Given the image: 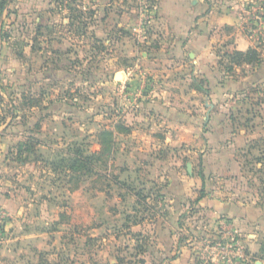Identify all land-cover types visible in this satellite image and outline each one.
I'll return each instance as SVG.
<instances>
[{
	"label": "rangeland",
	"instance_id": "374dc122",
	"mask_svg": "<svg viewBox=\"0 0 264 264\" xmlns=\"http://www.w3.org/2000/svg\"><path fill=\"white\" fill-rule=\"evenodd\" d=\"M203 2L211 13L195 26L210 35L178 55L159 0H0L4 57L17 61L0 76V264H264V216L252 253L237 224L198 206L206 187L264 211V0ZM222 7L233 23L214 26ZM248 49L255 60L236 54ZM154 100L184 103V126ZM114 127L128 132L107 139L111 153L70 176L64 162L99 151ZM27 138L34 156L19 164ZM215 151L233 153L240 175L206 171ZM172 181L188 183L173 221ZM166 223L179 228L171 251Z\"/></svg>",
	"mask_w": 264,
	"mask_h": 264
},
{
	"label": "crops",
	"instance_id": "0c3cea01",
	"mask_svg": "<svg viewBox=\"0 0 264 264\" xmlns=\"http://www.w3.org/2000/svg\"><path fill=\"white\" fill-rule=\"evenodd\" d=\"M207 10L208 4H205L203 0H159L158 17L160 22L165 25L164 28L166 29V35H168V37L170 36L168 41L172 44L171 47L176 50V54L181 55L184 48H187L188 46H199V43H202V39H208L210 31H202L201 27L195 26L198 25V21L196 22L195 20L196 17L208 12ZM210 13L211 12L209 11L208 15ZM212 17V23L214 26L233 23L232 17L228 14V10H224L223 7L220 13L216 14L215 16L213 15ZM201 19L204 20L202 17ZM202 20H199V22L203 23ZM185 40H187L186 44L184 43ZM202 45L203 44H201V46ZM201 49H204V52H206V49L203 46ZM5 52L6 49L4 47V42L0 38V76L5 72L7 73L11 68L17 66V61L15 58L7 61V59L4 57ZM165 103L157 104V101L154 100L150 104L148 103V109L153 108L155 112L162 113L161 117L172 128L176 129L183 127L185 124L184 103H180L177 100H172L166 104ZM3 135L4 132L1 131L0 139L4 137ZM179 136L178 129L175 131V135L174 133L170 132L169 138L171 141H176L175 143H177L179 141ZM191 136L194 138L195 135L192 134ZM236 140L237 139L235 138L233 139L231 145L229 146L230 148L236 146ZM232 151L234 152V150ZM222 153L223 152L221 151L207 153V155L204 157V163L207 168L206 171L212 170L211 172L218 176H222L224 178L226 177L225 179H235L237 175H240L241 173L240 166L233 158V153H227L228 155L225 161L222 159ZM170 173L172 174L173 172L170 171ZM187 184L188 183L185 182V184L174 185V182L172 181L166 187V194L168 191L170 192L169 200L171 199L173 203L171 208L172 212L170 215L171 221H173L174 218L177 220L178 214L182 212L181 208L183 207V203L185 199L188 198V189H186ZM226 185L229 186L227 183ZM204 189L206 195L198 202V206H201L202 209L206 210V212L211 215L212 218L226 216L231 221H233L234 224H237L239 229L242 230L246 241H250L249 250L252 253H256L258 250H256L257 245L258 247L260 245L256 240H249V235L254 229L252 228V225L258 224V222L262 219L261 217L264 216V211L260 207L256 206L253 202H249L248 200H238L237 198H233L231 196L221 199L220 195H216L217 192L214 190V188L206 189L205 187ZM9 202L10 200L7 198H2L0 195V206L2 208H9ZM166 224L167 225L164 224L163 227L160 226L158 229H160L163 234L162 241L165 249L171 251V249L175 247V241L177 239V234H179V228H174L168 223ZM175 257V260H179V256Z\"/></svg>",
	"mask_w": 264,
	"mask_h": 264
},
{
	"label": "trees",
	"instance_id": "16d2710c",
	"mask_svg": "<svg viewBox=\"0 0 264 264\" xmlns=\"http://www.w3.org/2000/svg\"><path fill=\"white\" fill-rule=\"evenodd\" d=\"M236 54H238V56H243L244 60L247 61H253L256 59L255 57V53L251 52V49H248L246 52H241V51H237ZM9 117L11 119L14 118V110L10 109L8 111ZM128 132V128L126 127H114L113 129H108V128H104L102 131H100V133L98 134L99 137V145H100V149L97 152H94L91 155H85L81 150H76L77 152L69 159L65 161V158L61 159V162H64V166H65V170H68L70 172V176L71 174H83L82 173V168L87 167V171H89L90 166L92 165V163L94 161H99L100 159H102V157L105 155V158L111 153V149H110V144H114V140L112 141V143L108 142L107 139L109 140V138L112 137V135L118 132ZM34 153L32 152V144L31 142L29 143V139L27 138L26 141L21 142L17 145L16 147V152H15V162L19 163V164H24L25 162H28V160H30L31 156ZM35 158V157H34ZM105 158L102 160V162L105 164ZM36 160V158L34 159ZM92 170V168H91ZM73 176V175H72ZM112 182L115 185L121 186L123 187L124 184L119 181V179L117 177H114V179H112Z\"/></svg>",
	"mask_w": 264,
	"mask_h": 264
}]
</instances>
